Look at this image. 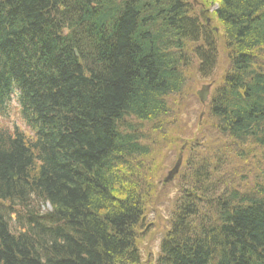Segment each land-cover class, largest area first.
<instances>
[{"label":"trees","instance_id":"obj_1","mask_svg":"<svg viewBox=\"0 0 264 264\" xmlns=\"http://www.w3.org/2000/svg\"><path fill=\"white\" fill-rule=\"evenodd\" d=\"M190 1L0 0V264H141L180 154L155 263L264 264V0Z\"/></svg>","mask_w":264,"mask_h":264},{"label":"rangeland","instance_id":"obj_2","mask_svg":"<svg viewBox=\"0 0 264 264\" xmlns=\"http://www.w3.org/2000/svg\"><path fill=\"white\" fill-rule=\"evenodd\" d=\"M192 3L195 6V9L199 10L203 9V6L201 5V2H198L196 0H191ZM190 1V2H191ZM202 11V10H201ZM213 11V10H211ZM205 18L208 20V13L205 15ZM223 69V68H222ZM222 69L219 70V77H221ZM199 78L194 77V79L191 81L190 87L193 88L198 85ZM204 85V84H203ZM202 85H200L197 90L201 88ZM198 99V97H197ZM199 101V99H198ZM194 99L193 97L189 98V110L192 111L191 117H190V123L189 128L191 132L197 134L196 126L198 124V127L201 129L200 133L203 132L206 134L205 129H203V122L205 118L204 109L201 104ZM16 99L14 98V101L12 102V105L10 109L3 113L2 117H0V123L10 129H13L15 125H18V127L22 128L26 131V128L22 121L19 118L18 114V108H17ZM202 119L200 120V118ZM184 120L187 122L189 121V118L184 117ZM187 145H184L181 148V151H184L186 149ZM170 157H172V154H169ZM178 159L183 160V155L180 154L178 156ZM178 160V161H179ZM181 169V168H180ZM177 168V170H180ZM230 172L233 173L232 167H230ZM177 171H174L172 169L166 170L164 174H162V182L165 184L163 195L161 196L160 200L156 203H152L153 206L149 208L148 215H147V224L150 227V230L148 232L142 233L141 240H139L138 247L140 250V254L142 256L141 258V264H155L156 259L158 257V253L160 251V244L162 239L164 238V235L169 231L170 229V219L172 211L174 210V203L178 196V189H177V182L176 178L178 177ZM161 176V174H160ZM179 188V187H178Z\"/></svg>","mask_w":264,"mask_h":264},{"label":"water","instance_id":"obj_3","mask_svg":"<svg viewBox=\"0 0 264 264\" xmlns=\"http://www.w3.org/2000/svg\"><path fill=\"white\" fill-rule=\"evenodd\" d=\"M210 90H211V85H205L202 87L200 91H198V97L200 98V101L202 105H206L209 101V96H210Z\"/></svg>","mask_w":264,"mask_h":264}]
</instances>
